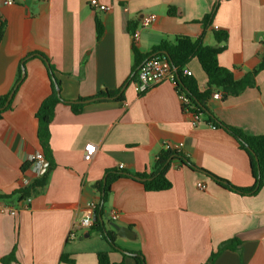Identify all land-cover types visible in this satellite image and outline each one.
<instances>
[{"label":"crops","instance_id":"crops-1","mask_svg":"<svg viewBox=\"0 0 264 264\" xmlns=\"http://www.w3.org/2000/svg\"><path fill=\"white\" fill-rule=\"evenodd\" d=\"M14 1L6 6L0 0L5 23L0 96L13 93L21 72L12 108L0 120V196L25 186L24 178L33 183L49 166L44 169L48 161L35 114L51 94V82L38 54L55 68L64 100L77 102L121 89L124 101L84 104L80 114L63 103L56 107L50 125L56 167L46 185L18 204L0 201V206L18 210L16 216L0 213V264H99V252H107L111 264H136L133 254L139 253L145 264H205L232 239L240 244L220 251L214 264H264V187L254 196H242L177 160L167 174L169 190L148 192L131 178L112 184L103 213L96 217L114 233L117 248L93 229L96 218L90 228H78L87 203H100L95 185L107 170L151 174L158 154L168 148L236 187L252 186L246 152L205 117L195 122L191 113H184L173 83L162 81L140 94L128 80L135 68L134 47L148 54L178 37L218 46L216 30L228 35L220 44L226 48L218 55L219 65L235 80L243 79L262 60L264 0H99L111 6L108 12L92 9L91 0ZM171 8L175 16L169 14ZM150 15L156 21L134 43L133 32ZM206 18L209 27L203 24ZM98 21L103 28L99 39ZM186 68L199 91H206L208 78L199 61L193 58ZM213 94L206 105L220 121L249 136L264 135V70L254 87L237 96L223 100ZM88 144L96 146L91 162L83 158ZM37 155H43V162ZM113 211L119 214L116 221ZM74 229L76 238L70 240ZM64 255L71 263L62 261Z\"/></svg>","mask_w":264,"mask_h":264},{"label":"trees","instance_id":"trees-1","mask_svg":"<svg viewBox=\"0 0 264 264\" xmlns=\"http://www.w3.org/2000/svg\"><path fill=\"white\" fill-rule=\"evenodd\" d=\"M169 14L175 16L176 9L171 8L169 10ZM203 24L205 27H209V18H206V22ZM4 25L5 23L0 18V42L2 41L4 35ZM102 34V24L98 21L97 38L99 39ZM215 37L218 46H204L200 42H193L188 37H178L172 43L167 41L161 42L148 54H142L137 48L134 47L133 54L135 68L133 75L128 81H136L139 68L146 60L153 57L165 58L168 64L176 70V79L174 85L176 87L177 93L179 95L184 94L188 98V104L182 105V111L184 113H191L194 117L201 118V116H203L206 118L208 124L214 125L216 128H221L234 137V139L238 142L239 148L245 151L249 157L252 177L254 179L252 186L247 188L236 187L227 180H224L208 171L197 168L186 156L179 153L178 151L165 149L158 154L155 160L154 170L151 174L132 175L122 170H107L103 180L99 181L95 185V188L100 196V203L97 213H103V205L111 193L112 184L121 178H131L137 182H140L148 192H161L171 189L172 183L168 179L167 174L170 167L172 166V163L176 160L192 170H200L205 172L217 185L242 196H254L258 194V192H260V190L264 187V135L249 136L240 129L226 125L214 114H212L206 105L207 101L215 91H220L222 99L225 100L229 96L239 95L248 87H254L256 75L260 71L264 70V52L260 64L253 71L249 72L243 79L235 80L232 72L221 67L218 63V55L226 48L225 44L222 46L220 44L227 42L228 35L224 31L216 30ZM37 56H39L46 63L51 82V94L46 99H44L35 114V118L38 121L37 136L44 150V154L49 166L45 174L40 178L35 179L30 185L23 186L10 195L0 196V201H5L6 203L10 204H18L21 201L28 199L37 188L45 186L50 173L56 167L50 145V125L54 120L56 107L62 103L69 105L74 114H80L84 108V104L78 103V101L69 102L62 98V96L56 90V86L60 88V82L55 76V68L49 63L48 59L44 55L38 54ZM193 58H196L199 61L204 73L208 78V89L204 92L199 91L195 79L186 76L183 73L187 64ZM20 80L21 72L18 74V82L12 92L17 91ZM10 94L0 96V120H2L5 113L12 108V100L7 105ZM93 98H99L98 101L109 100L112 98L111 100L123 102L124 94L121 92V89L116 91L106 90L98 93ZM82 100L83 99H80V101ZM28 165L30 164L24 165L23 169H26ZM136 177L146 180L140 181L137 180ZM95 218V226L93 229L100 231L110 243V245L113 248H117L115 245L114 233L107 231L105 227L97 220V217ZM239 244L240 240L238 239H232L224 242L219 247L218 252L212 253L205 264H214V261L220 251L228 248L236 249V246ZM97 255L99 264H111L107 252H99ZM133 255L136 264H145V260L140 253ZM62 261L71 263L72 260H69L66 255H64L62 256Z\"/></svg>","mask_w":264,"mask_h":264},{"label":"built area","instance_id":"built-area-1","mask_svg":"<svg viewBox=\"0 0 264 264\" xmlns=\"http://www.w3.org/2000/svg\"><path fill=\"white\" fill-rule=\"evenodd\" d=\"M4 5L6 6H12L15 4L14 0H3ZM90 7L96 11L100 12H108L111 10V6L106 5L99 0H91L89 3ZM156 21L155 16H144L141 19V23L139 25V28L133 32L132 39L134 43H136L140 38V31L143 29L148 28ZM261 40H264V35L261 38ZM184 75L191 77L192 73L189 69L185 68L183 71ZM176 79V70L172 68L167 60L162 57H153L148 60H146L141 67L139 68L135 84L137 86V90L140 94L145 93L148 91L151 87L154 85L161 83L162 81H169L174 84ZM213 97L215 99H221V95L219 93H214ZM179 98L183 104H188V98L184 94H180ZM195 122L200 121V117H194ZM215 127V126H214ZM182 146V145H180ZM169 149V148H168ZM96 151V146L93 144H88L85 147V152L83 155V158L86 162H91L94 158ZM37 160L39 162H43V155H37ZM23 184L25 186H28L30 184L29 180L24 178ZM198 187L200 189H205L206 186L203 184H199ZM26 205V204H25ZM99 207V202L97 201H90L87 203L85 211H84V217L80 221L78 228L87 229L90 228L93 224V220L96 217L97 210ZM18 210L15 207H6V206H0V213H8L11 216H16ZM119 214L116 211H113L111 213V219L113 221L118 220ZM76 229H74L70 235L69 239L74 240L76 238Z\"/></svg>","mask_w":264,"mask_h":264},{"label":"water","instance_id":"water-1","mask_svg":"<svg viewBox=\"0 0 264 264\" xmlns=\"http://www.w3.org/2000/svg\"><path fill=\"white\" fill-rule=\"evenodd\" d=\"M24 76H25V71H24V68H23V70H22V79L24 78ZM56 90L60 94V88L58 86H56ZM13 93L9 96L8 101H7V105L9 104V102L11 101V99L13 97ZM111 99L112 98H110L109 100H111ZM98 100H99V98H91V99H86V100L78 101V103L88 104V103L95 102V101H98ZM47 165H48V162H46L44 169H46ZM136 179L137 180H140V181H145L146 180V179H141L139 177H136Z\"/></svg>","mask_w":264,"mask_h":264}]
</instances>
